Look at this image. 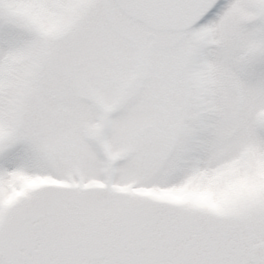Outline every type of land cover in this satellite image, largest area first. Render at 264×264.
I'll list each match as a JSON object with an SVG mask.
<instances>
[{
	"label": "snow or ice",
	"instance_id": "obj_1",
	"mask_svg": "<svg viewBox=\"0 0 264 264\" xmlns=\"http://www.w3.org/2000/svg\"><path fill=\"white\" fill-rule=\"evenodd\" d=\"M0 264H264V0H0Z\"/></svg>",
	"mask_w": 264,
	"mask_h": 264
}]
</instances>
